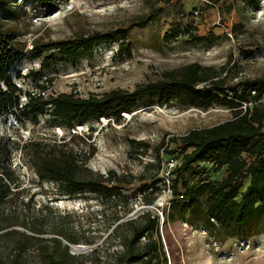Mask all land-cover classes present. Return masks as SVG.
Instances as JSON below:
<instances>
[{
    "label": "rangeland",
    "instance_id": "374dc122",
    "mask_svg": "<svg viewBox=\"0 0 264 264\" xmlns=\"http://www.w3.org/2000/svg\"><path fill=\"white\" fill-rule=\"evenodd\" d=\"M212 1L216 6H201L202 14L194 17L196 0L169 3L162 0H57L52 7L31 0H13L9 12L0 9L1 28L16 36V58L7 74L22 90H37L31 76L34 72L38 80L51 81L46 95L72 92L87 97L113 89L132 91L159 80L164 71L196 62L217 70L225 66L227 74L223 86L228 97H232L234 91L229 88L237 87L240 78L264 74V0H258L257 5L251 0ZM144 18H149V22L129 31L128 43L121 51L118 40L112 39L94 45L90 53L75 60L62 59L54 51L44 52L42 56H47L49 61L43 65L41 57L31 50L33 41L76 39L95 32L114 36L118 28ZM186 28L193 30L191 35H186ZM209 32L218 37L211 38ZM17 72L24 77L17 78ZM199 87L205 89L208 84L202 83ZM19 100H25L23 94ZM12 110L14 113L0 117V139L8 142L15 177L28 187L35 206L40 205L42 209V224L47 229L54 223L65 230L73 227L75 231L76 226L82 225L88 230V236L97 238L93 244L76 243L88 248L74 253L81 255L75 261L66 260L63 264H117L116 257L123 250L119 241L126 240L128 229L123 226L110 233L112 225L107 223L106 217L110 216L111 208L103 206V199L91 192L67 195L51 181L40 182L26 163L28 155L22 145L27 138L48 144L66 141L79 161L87 156L89 146L93 148L86 165L100 174L111 170L126 180L118 185L131 207L123 219L139 220V215L147 211L160 217V212L169 206L173 196L166 181V167L171 158L180 160L179 136L192 128L211 126L232 116L231 109L225 106L214 105L206 110L179 108L174 103L148 102L144 97L132 112L123 111L118 118L92 119L68 130L51 125L50 109L38 116L37 123L17 116V110ZM213 172L205 165L195 164L187 176L191 182L202 177L221 178ZM161 197H164L163 203L156 204ZM144 198L155 199L153 204H146ZM159 233L167 264L170 257L173 264H264V232L216 242L203 229L201 221L190 226L183 220H165ZM42 246L38 243L33 252L27 251L29 262L41 263ZM48 246L54 248L51 243Z\"/></svg>",
    "mask_w": 264,
    "mask_h": 264
},
{
    "label": "trees",
    "instance_id": "16d2710c",
    "mask_svg": "<svg viewBox=\"0 0 264 264\" xmlns=\"http://www.w3.org/2000/svg\"><path fill=\"white\" fill-rule=\"evenodd\" d=\"M31 1L52 7L57 0ZM162 1L169 3L172 0ZM13 3V0H0V9L7 13ZM251 3L257 5L258 0H251ZM149 20L144 18L131 22L118 28L114 36L95 32L76 39L45 43L33 41L31 50L41 57L43 65L49 61L47 56H42L44 52L54 51L62 59L75 60L90 53L94 45L112 39L118 40L117 46L121 51L128 43L129 31L134 27H144ZM209 35L213 39L218 37L212 32ZM15 39L14 34L7 33L0 25V117L14 113V108L17 116L37 123L38 116L50 109L51 125L69 130L92 119L118 118L123 111L132 112L144 97L148 102L174 103L179 108L206 110L220 105L231 109L230 119L192 128L179 136L180 160L169 171L168 178L173 197L162 214L164 221L183 220L190 226L201 221L203 229L216 242L232 236L250 237L264 232V74L240 78L237 87L229 88L234 91L232 97H228L223 86L227 74L225 66L217 70L196 62L164 71L159 80L132 91L113 89L87 97L72 92L46 95L50 80L40 81L38 74L31 72L36 81L37 90L34 92L22 90L7 74L16 58ZM16 76L24 77L18 72ZM202 83H207L208 87L200 88ZM21 94L25 98L23 102L19 100ZM136 144L147 147L143 142ZM67 146L66 141L48 144L27 138L22 148L28 155L27 165L40 182L51 181L67 195L89 191L96 198L103 199V206L111 208L110 216L106 217L107 223L112 225L110 233L123 226L128 229L126 240L119 241L123 250L116 257L117 264H167L159 233L160 217L147 211L139 215V220L123 219L131 207L118 185L126 183V180L111 170L105 174L90 170L86 165L88 156L94 152L90 146L83 161H79ZM195 164L211 168L221 178L209 180L201 176L191 182L187 175ZM28 192L22 180L15 177L8 142L0 139V264H34L29 262L26 253L33 252L38 243L43 245L40 264H63L81 256L72 254L69 245L97 241L95 236L86 234L88 230L82 225L76 226L77 231L73 227L65 230V227L54 223H51V229L45 228L42 224L44 217L40 215L42 209L40 205L35 206L33 195ZM154 199L144 198L143 202L153 204ZM46 233L53 235L47 236ZM49 243L54 245L53 249L48 248ZM95 251L93 248L92 252ZM170 264H173L171 257Z\"/></svg>",
    "mask_w": 264,
    "mask_h": 264
},
{
    "label": "built area",
    "instance_id": "2783aa9c",
    "mask_svg": "<svg viewBox=\"0 0 264 264\" xmlns=\"http://www.w3.org/2000/svg\"><path fill=\"white\" fill-rule=\"evenodd\" d=\"M196 2L198 3L197 6L194 7L192 13L194 15V17H198L200 14H202V12L200 11V7L201 6H207V5H212V6H216V4L212 1V0H196ZM216 22H219V20H217ZM193 30L192 29H188L186 31V35H189L190 33H192ZM178 163V161L176 159H173L171 158L169 161H168V164H167V171H166V181L169 182L168 178H169V171L171 169H173L176 164ZM213 164V163H211ZM162 216V212H160V217Z\"/></svg>",
    "mask_w": 264,
    "mask_h": 264
},
{
    "label": "water",
    "instance_id": "95a60500",
    "mask_svg": "<svg viewBox=\"0 0 264 264\" xmlns=\"http://www.w3.org/2000/svg\"><path fill=\"white\" fill-rule=\"evenodd\" d=\"M132 214H130L129 216H131ZM164 222V217L161 216L159 218V229L161 227V224ZM70 246V252L72 254L74 253H79V252H83L85 251L88 247L87 246H84V245H80V244H73V245H69Z\"/></svg>",
    "mask_w": 264,
    "mask_h": 264
},
{
    "label": "bare ground",
    "instance_id": "6f19581e",
    "mask_svg": "<svg viewBox=\"0 0 264 264\" xmlns=\"http://www.w3.org/2000/svg\"><path fill=\"white\" fill-rule=\"evenodd\" d=\"M166 196H167V195H166ZM163 201H164V197H161V198H159V199L156 201V204L161 205V204L163 203Z\"/></svg>",
    "mask_w": 264,
    "mask_h": 264
},
{
    "label": "crops",
    "instance_id": "0c3cea01",
    "mask_svg": "<svg viewBox=\"0 0 264 264\" xmlns=\"http://www.w3.org/2000/svg\"><path fill=\"white\" fill-rule=\"evenodd\" d=\"M251 260H249V262H250ZM254 264H258V263H254Z\"/></svg>",
    "mask_w": 264,
    "mask_h": 264
}]
</instances>
